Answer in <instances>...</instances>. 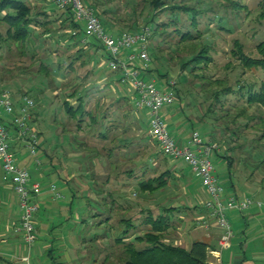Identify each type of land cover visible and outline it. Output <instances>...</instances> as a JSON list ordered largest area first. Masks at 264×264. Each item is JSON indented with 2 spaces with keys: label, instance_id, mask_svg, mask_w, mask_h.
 <instances>
[{
  "label": "rangeland",
  "instance_id": "1",
  "mask_svg": "<svg viewBox=\"0 0 264 264\" xmlns=\"http://www.w3.org/2000/svg\"><path fill=\"white\" fill-rule=\"evenodd\" d=\"M42 1L44 7L49 8L52 20L47 24V28L44 24H38L36 28L32 26L31 35L23 44L0 40V93L7 91L11 97L26 94L33 99L34 107L31 110L29 124L38 133V147L34 156L25 148L22 151L15 148L11 152L14 158H17V163L27 161L34 163L39 160V168L46 173L48 169L52 172L40 179L41 189L48 188L49 184L53 183L63 196L60 202L69 203V200H72L70 210L69 208L64 210L66 213L61 214L55 222L54 217L50 220V229H59L68 250L75 249L80 256L72 264H92L95 263L94 261H97V264H111L110 261L120 264L118 254L122 247L114 243L112 245V239L117 235L119 228L118 218L125 216L132 219L135 229L130 230V236L135 233L142 234L148 228L147 224H140L147 210L157 214L158 207L155 209L152 206L164 201L170 190H178L177 187H182V183L185 182L191 183L190 189L196 188L200 178L194 175L182 159L163 156L157 144L146 134L148 113L145 109L131 112L114 107L111 125L114 128L104 131L108 137L106 140L90 135L95 132L92 131L93 124L89 123L87 116H84L82 130L76 128V120L69 119V113L63 108V101L69 98L72 105H75L73 98L68 97L69 93L75 88L81 95L85 92L86 84L91 83L92 80V83L94 82L93 75L91 72L86 74L87 71L91 70L96 74L103 68L110 74L115 70L109 67L102 48L92 43L90 49H84L82 33L71 36L73 31H69L67 23L62 22L66 14L54 8L50 1ZM83 1L98 12L102 24L113 33L135 32L145 26L152 28L148 20L154 11L150 9L148 0ZM235 1L245 5V10L233 11L222 7L219 5L220 1L216 0H199L195 3L196 7L206 12L198 18V29L202 32V37L193 43L179 42V37L172 35L174 25L164 28L171 33V37L152 36L151 29L148 52L152 76L149 79H152L160 89L167 86L168 81L174 82L172 89L176 99L173 107L178 108L180 115L176 120L169 118L166 121L169 132L178 133L183 128L184 134L196 131L204 138H212L211 140L218 144L216 152L233 158V168L229 169L223 157L212 154L211 162L219 182L224 187L230 186L231 190H235L239 195L251 199L258 197L264 201V162L259 163L262 159L261 154L264 153L260 151V145L254 142L260 133V130L254 126L256 119L247 126H244L246 122L244 118L239 117L233 121L236 111L247 105L239 93H234L238 88L237 84H251L257 89L264 81V70L258 67L243 68L230 52L233 40L236 39L242 44L243 51L247 55L252 58L262 57L259 45L264 46V17L260 15V0ZM170 2L192 4L191 0H170ZM27 3L30 5L31 1L28 0ZM44 7L35 6L31 10L32 13H37L40 22L49 20L48 15H42L44 12L41 10ZM217 15L222 18L221 21L219 17L216 18ZM171 19L178 20L177 25L181 30L190 26L189 16L183 12L165 11L155 17L156 21L170 22ZM220 25L226 29H220L218 27ZM5 28L4 25L0 26L2 36ZM197 42L207 43L211 47L209 54L212 62L207 66L196 68L195 72H190L189 68L181 69V63L198 48L195 44ZM151 51H156L157 54ZM71 61L73 64L70 68ZM199 75L203 78L198 77ZM214 80H222L224 82L222 87L226 85L232 87L233 93L220 94L219 102L212 105L213 112L207 113L206 107L213 102L210 92L216 90L218 85L216 83L205 85V83ZM203 86L205 88H202ZM247 112L255 118L264 115V105L248 106ZM75 115L79 118V111ZM222 126H229L230 130L221 129ZM233 130L237 131L236 135L231 134ZM74 138L85 139L86 144L90 142L95 144L96 151L102 154H106L108 148L118 146V141L129 140V143H126L129 160L124 164L118 160L115 163L119 166L107 167L109 162L106 161V156L95 154V151L89 148L84 150H89L90 155L74 157L79 152L78 145L70 143ZM232 146L235 149H228L233 148ZM73 150L75 154L70 159L66 160L61 154ZM52 152L54 155H51ZM49 155L54 157L53 162ZM152 158H155L157 165L151 164ZM166 159L169 164L177 160L175 165L182 177L168 178V186L161 189L150 192L143 190L139 182L160 174ZM61 166L65 171L58 176L56 170ZM90 166L94 170H91ZM68 174L73 176L65 182L63 179H66ZM47 193L49 201L53 202L52 205H58V200L53 198L48 189ZM179 196V200H166L163 202L164 206L190 208L196 206V201L189 193L184 194L180 189ZM181 200L184 204L180 202ZM98 213H101V216ZM107 215L110 216L108 220L104 219ZM173 215L177 221H173L174 229L168 230L166 234L168 240L175 239L177 231L181 230L186 241L191 243V232L197 236L202 230L210 227L209 225L205 227L208 219L193 223L191 216L180 210ZM261 216L262 214H256L252 217L245 216L244 219L239 213L228 214L233 237L230 247L222 252V264H230L231 258L238 254L252 264H255V261L257 264H264V220L260 219ZM18 236L22 241L20 233ZM46 239L36 234L31 256L28 261L24 260L26 263L23 264H58L57 257L62 251L51 250L49 257L46 251L40 249V246L47 242ZM76 239L80 241L75 243ZM47 243L50 244V241ZM106 254L111 258L104 261ZM62 264L67 263L62 262Z\"/></svg>",
  "mask_w": 264,
  "mask_h": 264
},
{
  "label": "built area",
  "instance_id": "2",
  "mask_svg": "<svg viewBox=\"0 0 264 264\" xmlns=\"http://www.w3.org/2000/svg\"><path fill=\"white\" fill-rule=\"evenodd\" d=\"M50 1L54 8L71 12L74 20L82 27L83 41L90 39L97 43L103 49L109 67L120 72L119 83L135 93V110L148 111L146 133L157 144L163 156L182 159L200 178L201 188L206 194L200 203L222 230L217 241L218 252L228 249L233 231L227 211L243 212L253 204L264 209V201L259 198H239L237 195L224 197V188L215 175L211 162V156L218 144L196 131L191 132L186 143L179 144L169 132L162 108L175 102L176 96L172 89L174 82L168 81V88L160 89L152 79L145 78L150 67V27L145 26L135 32L113 33L102 24L95 10L83 0ZM33 107V99L26 94L21 96L18 104L7 91L0 95V168L17 196L20 212L17 230L27 248L36 240L34 218L38 205L33 198L39 194L41 187L39 182L30 180V174L25 167L16 164L10 148L9 131L1 118L4 113L13 115L12 123L25 140L29 153L34 156L38 147V133L29 125ZM35 164L39 165L40 161L36 160ZM49 189L55 200L63 197L54 184ZM24 260L28 261V257H24Z\"/></svg>",
  "mask_w": 264,
  "mask_h": 264
},
{
  "label": "trees",
  "instance_id": "3",
  "mask_svg": "<svg viewBox=\"0 0 264 264\" xmlns=\"http://www.w3.org/2000/svg\"><path fill=\"white\" fill-rule=\"evenodd\" d=\"M191 1L192 4L190 5L172 3L170 2V0H148L147 3L150 9L154 11V13L151 14L148 20V23L152 25V36L166 35L171 37V33L165 31L164 28L170 25H174L175 27L172 35L178 36L179 42L193 43L196 40H200L202 37V32L198 29V18L206 11L195 6V3L199 2V0ZM216 1H220L219 5H221L222 7L224 6L225 8L232 9L233 11L245 10L246 8L245 5L241 4L240 2H236L235 0ZM259 9L260 15L264 17V0L259 1ZM31 10L32 7L26 2V0H0V26L4 25L6 27L4 36H2L0 31V40H10L15 43L21 42L23 44L29 39L32 26L36 28L38 24H44L45 28H47V24H50L52 20L48 18L49 20H43V22H40L37 18V13H32ZM165 11H169L170 13L178 11L187 14L190 20V28L188 27L185 30H181L180 28H178L177 19H171L170 22H165L164 20L156 21L155 17L159 13ZM60 12L66 14L62 22L67 23V25L69 26V31H73L71 33V36L74 37L78 33H82L83 30L81 25L74 20L70 11L60 10ZM96 13L98 15L97 11ZM42 15L46 16L47 14L44 13ZM217 17H219V15H217L216 18ZM218 19L221 21L222 18L219 17ZM218 27L220 29H226L221 25ZM93 44L100 47L95 42H93ZM195 44L198 45V48L191 54V56L187 60L181 63V69L189 68L188 70L190 72H195L196 68H200L202 67V65L207 66L210 62H212V57L209 54L211 47L207 43L197 42ZM259 49L262 52V57L252 58L243 51L242 44L238 40L234 39L233 47L230 52L234 56V58L238 60V63L243 68L258 67L264 70V46L260 44ZM151 52L157 54L156 51ZM72 64L73 61H71L69 64L70 68L72 67ZM147 72L149 75H152L151 63ZM198 77L203 78L202 75H199ZM206 83L205 85H210L211 83H216V85H218V88L216 90L210 92V97L213 98V102H211L209 106L206 107L207 113H212V105L216 102H219V95L233 93V89L232 87L227 85L222 87V83H224L222 80H214V82L207 81ZM237 85L238 88L236 92L234 91V93H239L240 97L243 98L247 105H245V108H240L238 109V111H236V115L233 121H235V119L239 117L244 118L246 119L244 126H247L249 125V122L256 119L254 121V126L260 130V133L258 138L254 139V142L260 145V151L264 153V115L261 114L255 118L254 115H251L247 112L248 106L264 105V81L260 83L257 89H255L251 84L244 85L238 83ZM202 88H205V86H203ZM68 97L75 98L77 101L75 105H72V103L66 99L63 101V108L69 113V119L76 120V128L78 130H81L80 128L82 127L81 125L84 121V116L88 117L89 123L91 122L94 128L96 120L93 114L85 109V103L82 95H79V91L74 88L69 93ZM78 111L80 113L79 118H77V116L75 115V113ZM228 127L229 126H222L221 129H225L226 131H228L230 130ZM105 129H102L101 131L99 130V132L97 133L99 138L104 140L108 138L107 133L104 131L109 130ZM236 133L237 131L235 130L231 131L232 135H236ZM114 149H118V146H115L114 148H108L107 153L110 154ZM228 149L232 150L235 148L229 147ZM261 155L262 159H260L259 163L264 162V154ZM221 157L225 159L229 169L233 168V158L231 156L222 154ZM116 161L117 160H110L109 165L112 167H116ZM167 174L168 173L166 171L162 172L157 176L141 180L139 184L143 190H147L149 192L155 189H161L167 185ZM113 200L114 198L112 199V201ZM175 210L176 209L174 207H162L158 209L157 214H153L152 211L150 212L149 210H147V214L144 215L140 221V224H147V230L142 234L135 233L133 235L131 234V236L130 230L135 229V225L132 222V219L125 216H121L120 218H118L117 227L119 228L117 231V235L112 239V245L114 243L115 245H120L122 247L121 252L118 254V262L120 261V264H209L207 259V253L209 250L208 243L201 240H194L188 247H185L173 243L172 240L167 239L166 234L168 230H173L175 227L171 218ZM109 217L110 216L107 215V218L105 217L104 219L108 220ZM109 258L111 257L106 254L104 256V261H107ZM110 263L114 264L111 261Z\"/></svg>",
  "mask_w": 264,
  "mask_h": 264
},
{
  "label": "crops",
  "instance_id": "4",
  "mask_svg": "<svg viewBox=\"0 0 264 264\" xmlns=\"http://www.w3.org/2000/svg\"><path fill=\"white\" fill-rule=\"evenodd\" d=\"M27 1L28 0H26V2ZM29 1H31L30 5H31L32 9H34L35 6L44 7V5H45V4H43L42 0H29ZM47 1H50V0H47ZM50 4H52L51 1H50ZM52 6H53V4H52ZM48 9L49 8H47L45 6L44 9H42L41 11L46 13L48 15V18H51L50 14H49L50 12ZM116 33H119V32H116ZM82 43L84 45V49H90L93 41H90V39L83 41V39H82ZM96 47H98V46H96ZM98 48H100V47H98ZM90 72L93 75L94 82L92 83L93 80L92 81L90 80L91 83L86 84L85 92L81 95H82L84 103H85L84 104L85 109L87 111H89L90 113H92L95 120H96L95 127L92 129V131H94L95 134H90V135L95 136V138H97V137L99 138V136L97 135L99 130L101 131L102 129H105V128H106L105 130L114 128L111 125L113 123L112 122V113L115 109H121L122 111L134 112V110H135V93L131 89H129L125 86H122L119 83V77H120L119 71H116V72L113 71L112 73L109 74L106 72L105 69L103 70V68H102V70L99 73L93 74L92 71L89 70V71H87L86 74H88V73L90 74ZM151 76L152 75H149L148 72H146L145 78L149 79ZM166 88H168V87L165 86L164 88H161V89H166ZM126 90H130V91L127 92ZM1 93H0V95H1ZM20 98H21V95H19L18 97L12 96V99L14 100V102L16 104H18L20 102ZM66 100L69 101V98H66ZM73 100H74L73 102L76 104L77 103L76 99L73 98ZM69 102H71V101H69ZM173 104L165 106L162 108V114L165 118V121L169 120V118H171L172 120H176L177 118H179V115H180L179 110H178V108L173 107ZM114 107H117V108L114 109ZM145 111H147V110L145 109ZM147 113H148V111H147ZM12 118H13V115L5 114V113L2 114V118H1L2 121L7 125L8 131H9L10 148H11V150L17 148V150H19V151L24 150L23 148L28 150V148L26 147L25 140L19 135L17 128L12 123ZM166 124H167V122H166ZM80 129L82 130V127ZM81 130H79V131H81ZM190 134H188V133L184 134L183 128L180 129V131L178 133H175L174 131L171 133V135L175 138V140L179 144L186 143ZM212 141H214V140H212ZM71 142L75 143V145H78V147H79V150H78L79 152H77L76 153L77 155H75L74 157L81 156V155L82 156L90 155L89 150H84V148L85 149L89 148V149H91V151H95V154H98L102 157L105 155L107 162H109L110 160L111 161H114V160L118 161L119 160L122 162V164H124L125 162H127L129 160L130 155H129V151H128V146L126 145L127 142L129 143V140L127 142H121V140L118 141V143H117L118 149L112 150V152L110 154H108V153L102 154V153H100V151L97 152L96 148L94 147L95 144H93L91 142H90V144H86L85 139L84 140L83 139L77 140L76 138H74L70 141V143ZM111 148H114V146H112ZM214 153L217 155V157L221 158V155H222L221 153H218V151L214 152ZM61 154L67 160V159H70V157H72L73 154H75V151L73 150V152H69L67 154L61 152ZM51 155H54V153L52 152ZM51 155H49V156L51 157ZM53 159H54V157L50 158V160L52 162L55 160V159L54 160ZM14 160H15L17 165H19L21 167H25L28 170V172L30 174V180L33 182H35V181L39 182L40 179H43L47 173L52 174L50 169H48V172L46 173V171H43L41 168H39V166L36 165L35 162L33 163V162L27 161V162H23V163H17V158L16 159L14 158ZM176 161L177 160H174L169 164L168 160L166 159L165 166L161 169L160 172L162 173V172L166 171L168 173L167 174L168 178L180 179L182 177V174L180 171H178V168L175 165ZM150 162L153 166L158 164V163H156L155 158L150 159ZM152 165L150 168L153 167ZM116 166H119V165L117 164ZM107 167H110L109 163H108ZM90 169L94 170V168H91V166H90ZM102 170H104V169H102ZM64 171H65V169L62 166L60 168L58 167V169L56 170L58 176L60 174H63ZM72 176H73L72 174H68L66 176L67 178L63 179V180L65 182H67ZM154 176H157V175H154ZM154 176H151V177H154ZM51 184H53V183H51ZM51 184H49L48 188L45 187L44 189H41L39 194L34 196V198H33V200L38 205V211H37V214L34 218L35 233L37 235L38 234L42 235L44 238L46 237L47 242L50 241V244H48L46 242L42 246H40V249H42V251L43 250L46 251V254L49 257L51 256V250L62 251L61 255H59L57 257V263L62 264V262H63V263H67V264H72L73 261L80 258V256L77 254V251H75V249L71 250V251L68 250L67 245H65V242H64V236L60 235L59 229H55V230L50 229V225H51L50 220L54 217L53 220L55 222L57 219H59L61 214L66 213V212H64V210H66L67 208H69L68 210H70L72 200H69V203H62V202H60L63 199V197H62L60 199H57L59 202L58 205L57 204L52 205L53 202L49 201V199H48L49 194L47 193V189L51 193V191L49 189ZM200 184H201V182H199L197 184L196 188L190 189L191 188L190 182L182 183V187H179V188L177 187L178 190H170L169 194L167 195V198L162 202L156 203L155 205L152 206V208L156 209V207H158V209H160L162 207H174L176 210L173 212V214H176L177 212H179V210L183 211L184 214H186V215L188 214L189 216H191V221L193 223L200 222L204 219H208V225L210 227L205 229V230H202V232L197 236H195L191 232V235H192L191 242L194 240H201V241L208 243L209 244V250L207 253V259H208L209 264H222V252L223 251L218 252V244H217L218 238H219L222 230L219 228L220 226L216 223V221L209 216V211L206 210L205 208H203L201 203H200L202 201V199H204L206 197V194L202 190ZM166 186H168V183ZM231 186H233V185L231 184ZM223 188H224V197H228L230 195H237L239 198L245 197L244 195L237 194L235 192V190L232 191L230 186H228V187L223 186ZM180 189H181L182 193H184V194L189 193L190 194V197L196 201V206H194L193 208L184 207V206H182V207L181 206H172V205L164 206L163 202H165L166 200L167 201L168 200H174L175 201V200L180 199L179 198L180 197L179 196V190ZM255 198L257 199L258 197H255ZM252 199H253V197H252ZM180 202L182 204H184L182 200ZM244 212H245V214H244ZM157 213H158V210H157ZM232 213L242 214L244 216V219L246 218L245 216L252 217L256 214H258V215L262 214L260 219L264 220V209H260L257 206H255L254 204L251 205L246 210H244L243 212H239L237 210H228L227 216H228V214H232ZM98 214H99V216H101L100 215L101 213H98ZM19 216H20V212H19V207H18L17 196H16L9 180L6 177H4V174L0 168V264H23L24 262L26 263V261H24L23 257L27 256L28 258H30V256H31V250H32V247H33V244L35 241L30 245L29 248H27V246L19 238V236H18L19 231L17 230V228L19 227ZM99 216H97V217H99ZM173 216H175V215H173ZM173 216L171 217L172 221L176 222L177 220H175L174 219L175 217H173ZM106 218H107V216H106ZM77 219H79L78 216H77ZM61 226L62 225L60 224L59 227H61ZM53 227H55V226H53ZM177 228L180 229V227H177ZM53 233L56 234V235H54L55 237L51 235ZM171 240L173 241V243H176L178 245H181L183 243L182 246H185V247H188L191 244L190 241H189V243L186 241L181 230L179 232L177 231V236H175V239H171ZM79 241H80L79 239H76L75 243H78ZM75 243H72V244L74 245ZM243 254H244V252H243ZM88 258H90V257H88ZM89 260H91V259H89ZM95 260H97V259L95 258ZM94 262L95 263H92V264H97V261H94ZM255 262H256L255 264H257V261H255ZM230 264H252V263L248 259H246L244 256H242V255L240 256V254H238L237 256H233L231 258Z\"/></svg>",
  "mask_w": 264,
  "mask_h": 264
}]
</instances>
